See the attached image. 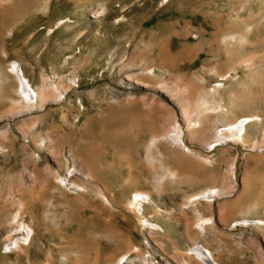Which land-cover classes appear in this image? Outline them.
<instances>
[{
	"label": "rangeland",
	"instance_id": "374dc122",
	"mask_svg": "<svg viewBox=\"0 0 264 264\" xmlns=\"http://www.w3.org/2000/svg\"><path fill=\"white\" fill-rule=\"evenodd\" d=\"M197 106L189 151L149 147ZM247 115L244 143L204 147ZM263 127L264 0H0V264H203L194 244L264 264V225L231 227L264 220ZM208 186L228 189L186 204ZM19 222L33 233L8 249Z\"/></svg>",
	"mask_w": 264,
	"mask_h": 264
},
{
	"label": "bare ground",
	"instance_id": "6f19581e",
	"mask_svg": "<svg viewBox=\"0 0 264 264\" xmlns=\"http://www.w3.org/2000/svg\"><path fill=\"white\" fill-rule=\"evenodd\" d=\"M9 70L15 75V77L17 79V82H18L17 89L18 90L17 89L16 90L18 92V95L21 97V99L26 102L25 104L27 107H31L33 105V103H37L38 100L39 101L42 100V98H43L42 88L40 87L39 90L37 91L33 87H31L29 80L24 75L22 68L17 61L13 60L10 62ZM3 78H6V77L3 76ZM224 78H225V75H224ZM208 93H210V92H208ZM211 94H213V93H211ZM211 94H209L208 96L206 95L205 97L202 96L203 101L202 102L199 101L198 103H204L205 104L206 102H208V101H205L206 99L208 100V98H210V100H213V97ZM215 109H216L217 113H218V111L220 112L221 105L218 104V106L205 107L204 111L205 110H215ZM201 112H203V110L200 109V106H199V108L197 106V108L192 113V116H190L188 118V120L186 119L187 121L185 122L184 127L181 126L177 121L172 122V126L170 127V129L166 133H163L161 135H156V134L153 135V137L151 138V140L149 142V147L155 145V143L161 139H167L172 145L178 146L185 151H189L190 150L189 147L184 143L182 138H183L185 130L190 131L195 126H197V120L196 119L198 118V116L200 115ZM256 118L257 117H255L254 115H247V116L239 117L238 119L230 121V122H228V123H226L220 127H216L212 139L210 141L208 140L207 142L205 141V143H203L204 147L209 150V149H212L215 145H217L219 143H224L227 141L239 140L242 142L243 137H244L246 124L250 121L255 120ZM262 133H263L262 138L264 140V127H263ZM244 141L242 143H244ZM263 143L264 142H262L261 144H263ZM254 145H255V143H254ZM148 150H150V149H148ZM60 181H61V183H64V184L66 183L64 177L60 178ZM225 186H208V187H205L201 190H198L197 192H194L192 195L189 196L186 204H188V202H191V201L196 200V199H202V200H206V201L212 200L213 201L214 197L219 196L220 194L227 191L228 188ZM102 196H104V195H101V197ZM144 197H147L146 193H143L140 191H135L133 194V199H131V201H130V204L133 206V208L139 209V207H141V205H140L141 202H143L145 200ZM103 198L106 199V197H103ZM258 205H260V204H258ZM258 205H256V206L259 207ZM20 223L21 222H19V224L15 225V228H13L11 234L21 233V235H19V236L15 235L14 237H12L9 240V242L5 244V246H7L6 248L10 249V247L11 248L16 247L19 243H22L23 240L27 239V236L30 237L31 234L33 233L31 228L27 227L26 225H23L22 223L20 224ZM145 223H146V221H145ZM212 223H213V219L211 217H204V216L199 218V221L197 222V224L199 225V227L201 229H203L202 228L203 225L212 224ZM236 225L260 226L261 227L262 225H264V220L260 219V218H242V219L235 220L234 222L231 223V227H234ZM150 226H151V223H150ZM187 253L188 254H194L203 264H219L216 260H214L212 258L209 249L200 245V244H194L192 247L189 248V252H187ZM123 257L124 256H121L117 262H119ZM146 260L147 259L143 260V264H149Z\"/></svg>",
	"mask_w": 264,
	"mask_h": 264
},
{
	"label": "built area",
	"instance_id": "2783aa9c",
	"mask_svg": "<svg viewBox=\"0 0 264 264\" xmlns=\"http://www.w3.org/2000/svg\"><path fill=\"white\" fill-rule=\"evenodd\" d=\"M215 84H216V85L218 84L217 86H220V85L222 84V82H220V83H219V82H217V83H215Z\"/></svg>",
	"mask_w": 264,
	"mask_h": 264
}]
</instances>
